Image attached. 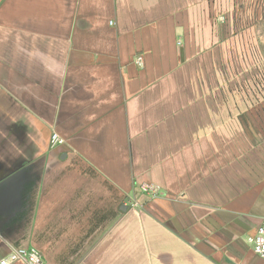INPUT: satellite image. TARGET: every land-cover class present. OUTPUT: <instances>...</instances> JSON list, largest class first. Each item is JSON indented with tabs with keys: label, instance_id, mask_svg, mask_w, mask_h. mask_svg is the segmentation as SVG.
Segmentation results:
<instances>
[{
	"label": "crops",
	"instance_id": "0c3cea01",
	"mask_svg": "<svg viewBox=\"0 0 264 264\" xmlns=\"http://www.w3.org/2000/svg\"><path fill=\"white\" fill-rule=\"evenodd\" d=\"M224 13L0 0V261L24 247L44 264H264L263 131L211 64Z\"/></svg>",
	"mask_w": 264,
	"mask_h": 264
},
{
	"label": "rangeland",
	"instance_id": "374dc122",
	"mask_svg": "<svg viewBox=\"0 0 264 264\" xmlns=\"http://www.w3.org/2000/svg\"><path fill=\"white\" fill-rule=\"evenodd\" d=\"M218 45L212 68L220 85L238 101L256 106V124L264 138V0H219ZM228 89V90H229ZM261 119V120H260ZM257 128V129H258ZM66 239L62 245L67 249Z\"/></svg>",
	"mask_w": 264,
	"mask_h": 264
},
{
	"label": "built area",
	"instance_id": "2783aa9c",
	"mask_svg": "<svg viewBox=\"0 0 264 264\" xmlns=\"http://www.w3.org/2000/svg\"><path fill=\"white\" fill-rule=\"evenodd\" d=\"M135 62L139 67H144L142 55L137 56ZM63 142L64 141L57 133L52 135L53 145H60L63 144ZM141 190L144 194H148L153 198L161 195L160 190L152 185H144L141 187ZM251 244L254 252L264 262V219L257 227L255 235L251 240ZM15 262H24L25 264H44L42 255L36 248L28 249L24 247L13 248L12 251L0 261V264H13Z\"/></svg>",
	"mask_w": 264,
	"mask_h": 264
}]
</instances>
